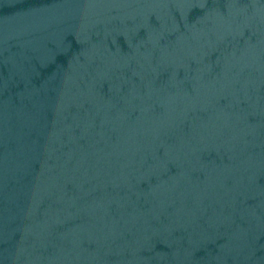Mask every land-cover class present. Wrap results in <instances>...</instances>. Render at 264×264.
<instances>
[{
  "label": "water",
  "instance_id": "obj_1",
  "mask_svg": "<svg viewBox=\"0 0 264 264\" xmlns=\"http://www.w3.org/2000/svg\"><path fill=\"white\" fill-rule=\"evenodd\" d=\"M0 264H264V0H0Z\"/></svg>",
  "mask_w": 264,
  "mask_h": 264
}]
</instances>
